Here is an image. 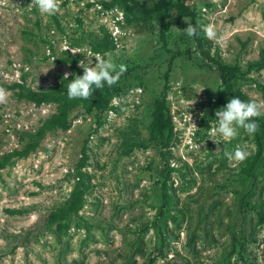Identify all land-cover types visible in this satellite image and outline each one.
<instances>
[{"label": "rangeland", "instance_id": "1", "mask_svg": "<svg viewBox=\"0 0 264 264\" xmlns=\"http://www.w3.org/2000/svg\"><path fill=\"white\" fill-rule=\"evenodd\" d=\"M177 1L59 0L47 15L31 0H0V87L10 93L0 157L42 130L0 167V264H264V138L242 213L255 133L211 135L230 90L264 103V0H183L190 17ZM185 21L197 35L183 32ZM209 23L223 41L206 38L199 26ZM96 54L127 67L105 83L106 106L74 105L66 126H45L57 102L37 94L67 90L74 76L63 74H83L79 61L94 66ZM168 61L172 132L162 148L166 133L151 121ZM237 146L250 155L230 162ZM78 189L79 206L50 219Z\"/></svg>", "mask_w": 264, "mask_h": 264}, {"label": "clouds", "instance_id": "2", "mask_svg": "<svg viewBox=\"0 0 264 264\" xmlns=\"http://www.w3.org/2000/svg\"><path fill=\"white\" fill-rule=\"evenodd\" d=\"M29 8L36 7L42 14L54 15L59 11V0H31ZM187 23V27L183 30L189 37L197 35V25ZM206 38L211 40L223 41L224 36L218 34L215 26L211 23L200 25ZM96 63L92 66V59L79 61L78 67L83 70L82 75H74L65 72L62 80H69V76L74 78L67 84V97L71 99H89L96 89L104 87L105 83L112 86L117 83L120 76L127 70L126 65H117L112 60H106L100 54L95 55ZM10 93L0 87V104L8 101ZM264 103L255 100L244 101L239 97H233L222 108L216 110L215 117L217 126L211 129L212 136L222 137L224 140L230 141L239 135V130L243 129L249 135L254 134L259 129V124L253 119L264 115ZM194 125V124H192ZM195 126V125H194ZM215 142V141H214ZM196 147H200L196 145ZM250 155L249 152L237 146L233 151L225 152V156L230 162H243Z\"/></svg>", "mask_w": 264, "mask_h": 264}, {"label": "trees", "instance_id": "3", "mask_svg": "<svg viewBox=\"0 0 264 264\" xmlns=\"http://www.w3.org/2000/svg\"><path fill=\"white\" fill-rule=\"evenodd\" d=\"M176 12L177 14L180 12L184 13L185 15H189L186 12V9L184 8L185 5L183 3V0H178L176 3ZM190 17V15H189ZM192 19V18H191ZM169 24H171L170 21H168L161 30V37L164 39V33L167 30ZM193 24V21H192ZM170 61L167 62V68L166 71H164L163 74V86H162V97L160 100L156 102L154 111H153V118L151 121V129L153 131H159L161 134H165V138L160 142V146L163 148L167 143V137L172 132V122H171V114L166 106V89L168 85V78H167V70L169 67ZM82 75V74H80ZM66 91H58L55 94L48 93V92H42L40 94H37L36 98L38 100L40 99H49V100H55L57 102V113L51 116V118L46 122L45 126H52V125H60V126H66V119H67V113L70 107L74 105L81 104L85 110L91 111V110H100L106 106L107 102V96L106 94V86L104 85L101 89H96L93 93V95L85 100V99H69L66 95ZM219 93V90H218ZM230 93L233 94L234 97H239L241 100L249 101V99L241 93H236L230 90ZM258 124L259 129L255 132V143H256V152L251 155L248 159V162L246 164L245 173H244V180L250 179L249 185L247 189L244 190V192L241 194L240 201H239V211L244 212L250 205V199L249 197L252 196L255 188V172L254 169L256 168V164L258 160L261 158L263 154V138H264V118L262 116L253 118ZM42 130H39L37 132L36 138L32 139L24 149L20 150H12L5 152L0 157V167L4 166L6 162L14 155H24L27 153L28 149L32 148L36 142L39 136L41 135ZM159 157L162 161L165 169L166 174L171 170V168L166 163L165 158V152L163 150L159 151ZM80 174V173H79ZM82 190L78 189L73 195L72 198L68 201L67 206L65 208L60 209L59 212H51L50 213V219H53L56 216H62L67 211L73 209L75 210L77 206L80 204ZM168 202V194H167V188L165 186V182L162 183V201L160 208L158 209L159 212L162 211V209L167 205ZM260 221H264V215H260ZM154 260V256H151L147 262V264H152Z\"/></svg>", "mask_w": 264, "mask_h": 264}]
</instances>
